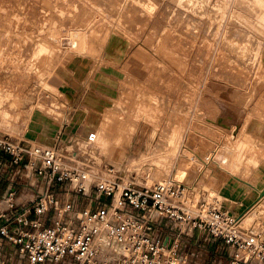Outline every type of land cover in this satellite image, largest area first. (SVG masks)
Masks as SVG:
<instances>
[{"label": "rangeland", "instance_id": "1", "mask_svg": "<svg viewBox=\"0 0 264 264\" xmlns=\"http://www.w3.org/2000/svg\"><path fill=\"white\" fill-rule=\"evenodd\" d=\"M1 98V135L117 183L174 179L264 232V0H0ZM41 112L62 142L26 134ZM14 187L23 205L42 190ZM64 187L78 210L95 201Z\"/></svg>", "mask_w": 264, "mask_h": 264}, {"label": "built area", "instance_id": "2", "mask_svg": "<svg viewBox=\"0 0 264 264\" xmlns=\"http://www.w3.org/2000/svg\"><path fill=\"white\" fill-rule=\"evenodd\" d=\"M0 173L9 181L0 198V264L11 253L24 264H197L200 250L189 246L199 240L223 244L226 263L212 264H264V232L239 228L235 217L179 182L136 187L91 177L54 147L1 134ZM23 178L42 187L27 205L17 202L14 187ZM56 186L67 187L68 198L71 190L95 201L78 210L58 199Z\"/></svg>", "mask_w": 264, "mask_h": 264}, {"label": "crops", "instance_id": "3", "mask_svg": "<svg viewBox=\"0 0 264 264\" xmlns=\"http://www.w3.org/2000/svg\"><path fill=\"white\" fill-rule=\"evenodd\" d=\"M40 114V113H39ZM42 119L34 120L31 118V124L26 126V134L31 138H38L45 142H52L54 138L60 139L62 142L63 137L65 136V131L68 129L67 125H63L65 127L59 128L54 122L53 119L50 118L49 115L41 112ZM63 128V129H62ZM65 128V129H64ZM64 131V132H63ZM60 136V137H59ZM81 155V154H80ZM6 188L0 186V198L3 196ZM18 201V199H17ZM249 210L247 213H249ZM203 240H199V244L194 245V241L191 242L189 246L190 250H200L198 251V256L196 258L197 264H212V263H223L221 261L222 257L216 255L218 253V244H208L202 243ZM225 250V249H223ZM226 254V250H225ZM211 255V256H210ZM227 259V258H226ZM209 261V262H208Z\"/></svg>", "mask_w": 264, "mask_h": 264}, {"label": "bare ground", "instance_id": "4", "mask_svg": "<svg viewBox=\"0 0 264 264\" xmlns=\"http://www.w3.org/2000/svg\"><path fill=\"white\" fill-rule=\"evenodd\" d=\"M5 99H6V97H4ZM3 98V99H4ZM2 98L0 99V104L2 103V102H4V100H3ZM87 159V158H86ZM78 165V164H77ZM79 166V165H78ZM81 166L82 165H80L79 167L81 168ZM83 169V168H82ZM86 170V169H85ZM96 170V168L94 167V166H91V170H87L88 171V173L91 175V177H94V176H96V173L94 172ZM97 171V170H96ZM101 179H104V178H102L101 177ZM108 179V178H107ZM173 181H175V182H177L176 180H174V179H172ZM166 181V180H165ZM162 182H164V181H162ZM162 182H158V183H162ZM158 183H155V184H153V185H156V184H158ZM153 185H151V186H153ZM150 186V187H151ZM195 196H196V198H199V193L198 192H196V194H195ZM204 199H206V197L204 196ZM207 200V199H206ZM208 201H209V199H208ZM235 218L237 219V224H239V226H240V220L235 216ZM241 227V226H240ZM245 230V229H244ZM245 231H250V230H245ZM252 232V231H251ZM253 232H257V231H254L253 230Z\"/></svg>", "mask_w": 264, "mask_h": 264}, {"label": "water", "instance_id": "5", "mask_svg": "<svg viewBox=\"0 0 264 264\" xmlns=\"http://www.w3.org/2000/svg\"><path fill=\"white\" fill-rule=\"evenodd\" d=\"M263 195H264V189H263V191L261 192L260 196L262 197Z\"/></svg>", "mask_w": 264, "mask_h": 264}]
</instances>
